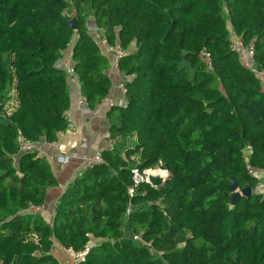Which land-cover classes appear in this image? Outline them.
Returning <instances> with one entry per match:
<instances>
[{"label": "trees", "instance_id": "obj_1", "mask_svg": "<svg viewBox=\"0 0 264 264\" xmlns=\"http://www.w3.org/2000/svg\"><path fill=\"white\" fill-rule=\"evenodd\" d=\"M91 22L122 52L126 104L110 107L113 145L48 221L32 208L58 179L20 138L53 144L68 129L67 51L88 106L110 95ZM231 35L264 71V0H0V264H64L56 247H88L79 264H264V197L232 204L230 190L264 171V87ZM160 163L165 183L135 186V169Z\"/></svg>", "mask_w": 264, "mask_h": 264}, {"label": "crops", "instance_id": "obj_2", "mask_svg": "<svg viewBox=\"0 0 264 264\" xmlns=\"http://www.w3.org/2000/svg\"><path fill=\"white\" fill-rule=\"evenodd\" d=\"M101 42L99 44L103 53L110 59L108 70L112 80L110 95L92 109L81 93L80 83L69 80L71 105L67 112L68 129L59 134L57 142L44 144L39 148V154L48 158L59 182L57 187L48 190L46 201L42 207L32 208V211L41 214L48 221H52L54 218L56 206L69 183L83 171L86 157L90 153L111 147L110 127L116 118L110 114V104H126L125 92L120 87L125 75L118 69L114 49L110 48L104 40L101 39ZM70 53V51H67L62 58H69ZM61 60L58 62L59 65ZM73 149L77 150L78 156L67 163H62L59 158ZM262 176H264V171H262ZM92 240L100 241L99 239ZM54 250L56 257L61 259L64 264L68 263L67 258H65L66 253L60 247H56Z\"/></svg>", "mask_w": 264, "mask_h": 264}, {"label": "built area", "instance_id": "obj_3", "mask_svg": "<svg viewBox=\"0 0 264 264\" xmlns=\"http://www.w3.org/2000/svg\"><path fill=\"white\" fill-rule=\"evenodd\" d=\"M231 41H232V44H231L232 50L235 51L239 55L240 60L243 63V65L246 66L247 68L251 69L252 71H254L255 74L257 75V77L261 78L264 75V71L257 69L254 65V54H255L254 45L252 43L245 44L241 39L235 41L234 35H231ZM113 49L115 51L116 60L118 61V59L122 55V52L118 48H113ZM62 59L63 60H61L60 65L63 66L67 70L69 80L79 82V79H78L79 77L75 71L74 64L71 60V57H69V58L64 57ZM125 80L126 79H124L120 84V87L124 90V92H125V85H124ZM112 105L113 104H110V107ZM20 143H21L22 151H35V150L39 151V148L41 145L48 144L45 142L32 144L30 142L23 140L22 138H20ZM113 143L114 142L112 140H110V146H112ZM77 156H78L77 150L73 149V150L69 151L67 154L60 157L59 160L62 163H67L71 159L76 158ZM100 161H101V151H97L95 153H90L85 159L83 171L88 166L99 163ZM160 164H162V163H160ZM249 171L252 175H254L258 179V183H257L255 189L253 190V192L258 194V195H262L264 197V176H262L263 170L256 169V168H250ZM152 174H153L152 168L146 169L143 172H140L138 169H135L134 170V177H133L135 186L141 182H147V183H150L153 185V182L150 181V176H152ZM170 175L168 177H163L160 181H162V183H165L166 180L169 179ZM134 191H135V189L133 187H131L129 189L130 195H133ZM134 240L142 242L141 237L135 236V235H134ZM60 248L68 256L72 257L75 260V264H79L80 262L84 261L85 254L88 251V247H86L84 250H82L80 252H73L71 250H66L65 248H62V247H60Z\"/></svg>", "mask_w": 264, "mask_h": 264}, {"label": "rangeland", "instance_id": "obj_4", "mask_svg": "<svg viewBox=\"0 0 264 264\" xmlns=\"http://www.w3.org/2000/svg\"><path fill=\"white\" fill-rule=\"evenodd\" d=\"M90 31L94 35V37L98 40V42H101V34L98 31L97 27H95L93 22H91ZM234 37H235V41L239 40L236 35ZM260 79L264 87V75ZM152 169H153V174L152 176H150V181L152 182L154 181V179L161 180L163 177H168L170 175V171L163 164H158L152 167ZM127 234L130 235L129 233ZM97 243L98 242H96L95 240L91 241V245L97 244ZM65 258H67L66 260L68 261V263L66 264H75V260L72 257L68 256L67 254H65Z\"/></svg>", "mask_w": 264, "mask_h": 264}, {"label": "water", "instance_id": "obj_5", "mask_svg": "<svg viewBox=\"0 0 264 264\" xmlns=\"http://www.w3.org/2000/svg\"><path fill=\"white\" fill-rule=\"evenodd\" d=\"M71 25L74 29L77 28V21L74 19V20H71ZM230 190L232 192H234V196L232 198V204H236L237 201L242 197V196H245V197H251L253 195V189L251 187H248L246 189H243V190H239L238 189V185L236 183L235 180H233L231 186H230Z\"/></svg>", "mask_w": 264, "mask_h": 264}]
</instances>
